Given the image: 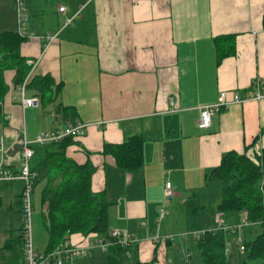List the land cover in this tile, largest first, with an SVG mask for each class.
<instances>
[{
    "label": "crops",
    "instance_id": "obj_1",
    "mask_svg": "<svg viewBox=\"0 0 264 264\" xmlns=\"http://www.w3.org/2000/svg\"><path fill=\"white\" fill-rule=\"evenodd\" d=\"M50 1L22 0L27 21L20 52L35 62L31 77L47 73L61 86L49 100L26 88L25 96L36 95L39 105L24 107L12 83L14 70L4 71L8 91L0 110V164L18 169L23 135L32 139L67 120L86 123L65 154L94 167L91 189L103 191L112 203L108 231L133 234L138 261L174 264L176 250L187 242L174 238L186 235L190 209L197 216L213 200L204 230H217L218 219L236 224L241 215L229 221L233 213L216 209L220 194L211 188L217 183L205 175L226 152H247L261 137L264 98L221 107L208 128L200 129L197 121L199 107L215 102L219 91L244 95L256 78L264 85V0H65L57 15L46 9ZM14 7L13 1L0 0V32H17ZM228 33L236 34L235 52L218 63L213 38ZM48 34L55 35L51 42L44 38ZM132 135L143 138V164L129 172L103 147ZM33 148L38 157L33 155L32 168L44 157L43 146ZM165 181L172 183L171 198L164 197ZM22 188L20 179L0 181L1 216L21 221ZM44 208L34 223L47 234ZM2 235L0 247L12 237ZM82 237L72 233L64 240L81 243ZM42 245L35 248L46 250L47 235ZM97 253L102 252L77 264H90ZM190 261L187 253L185 262Z\"/></svg>",
    "mask_w": 264,
    "mask_h": 264
},
{
    "label": "trees",
    "instance_id": "obj_2",
    "mask_svg": "<svg viewBox=\"0 0 264 264\" xmlns=\"http://www.w3.org/2000/svg\"><path fill=\"white\" fill-rule=\"evenodd\" d=\"M23 39L16 31L0 32V110L8 91L4 71L14 70L12 83L15 86L20 85L31 71V64L20 52ZM235 40V33L220 34L213 38L218 63L222 58L234 54ZM60 86L61 83H54L53 77L47 73L33 77L30 74L26 84V88L35 90L43 100H49ZM61 108L72 109L71 106ZM261 131L263 146L261 155L257 156L258 164L253 162L246 152L230 150L205 175L208 182L219 180L222 183L216 209L228 214L245 210L251 222L262 218L264 208V125ZM72 139L66 137L44 146V157L32 168L36 172L34 189L42 183L41 202L45 207L48 227L45 251L52 250L68 234H108V208L112 203L105 198L103 191H92L94 167L89 162L78 164L66 156L65 147ZM127 139L120 144L105 143L103 152H109L119 168L133 172L143 164V138L140 135H132ZM225 239L226 235L220 230H205L204 234L195 240L200 257L199 264H227ZM22 245V228H19L18 233L0 247V264H24ZM243 245L247 258H264V232L257 234L251 241L243 240ZM133 247L135 245H111L105 252L107 264L155 263V259L146 263L138 261Z\"/></svg>",
    "mask_w": 264,
    "mask_h": 264
},
{
    "label": "built area",
    "instance_id": "obj_3",
    "mask_svg": "<svg viewBox=\"0 0 264 264\" xmlns=\"http://www.w3.org/2000/svg\"><path fill=\"white\" fill-rule=\"evenodd\" d=\"M17 12V33L20 36H25L24 24L27 21V15L23 6L22 0H12ZM60 11H64L65 7L60 6ZM79 11H77L78 14ZM75 14V15H77ZM71 18L65 20V24L71 22ZM46 41L51 42L55 35L48 34L44 36ZM30 64L35 62L30 61ZM31 73V71H30ZM30 73L26 78L17 86L19 90V96L22 106H38L39 98L36 95L25 96L26 84L30 77ZM264 98V85L256 78L252 81L250 89L246 91L244 95H240L238 91H229L223 89L219 91L217 100L213 103L205 104L199 107V117L197 125L200 129H205L212 123V117L221 107H228L232 103L242 102L248 99L260 100ZM87 124L80 121L67 120L63 126L56 128H44L39 130L32 139H28L23 135L19 139V167L17 170H11L5 168L0 164V181H11L20 179L23 181V188L20 195V214L22 221V234H23V257L24 264H77L78 261L84 257L91 255L95 251L106 252L108 248L118 243L122 246H128L134 243L135 236L131 233L124 232L120 229H111L107 235L98 233L81 234L83 242L74 243L69 240L61 241L50 251H38L33 243V229H32V213L33 202L32 194L34 191V184L36 179V172L31 167V159L34 155V145L46 146L52 142H58L66 137L76 138L85 132ZM263 146V140L259 137L254 143L253 147L246 152V155L256 164H258L257 156L261 155ZM260 189L263 193L262 185ZM163 194L165 198H171L174 195L173 186L170 181H165ZM264 205V195L262 198ZM264 207V206H263ZM161 214H164L163 208L160 209ZM242 217L236 224H226L222 220L218 219L217 230L222 231L226 238L227 236H234L236 246L239 249L244 250L243 239L238 235L239 229L249 224H259L264 227V208L263 216L261 219L255 222H251L247 218V212L245 210L240 211ZM205 230H198L191 234L194 239H199ZM163 239L172 238V235L163 236ZM158 239V237H156ZM227 247L224 252L226 253Z\"/></svg>",
    "mask_w": 264,
    "mask_h": 264
},
{
    "label": "rangeland",
    "instance_id": "obj_4",
    "mask_svg": "<svg viewBox=\"0 0 264 264\" xmlns=\"http://www.w3.org/2000/svg\"><path fill=\"white\" fill-rule=\"evenodd\" d=\"M12 1V0H11ZM55 3V4H54ZM67 4L65 0H52L46 5V9L51 12L52 15H57V12L59 13L58 7L59 4ZM14 17L16 19V24H17V12L14 7ZM40 151V149H39ZM38 157L37 154L34 155V159ZM42 160V159H40ZM33 162V161H32ZM38 162V161H37ZM215 183L214 186H212L211 190L213 188L215 189L216 194H220L221 192V181L219 180H214ZM32 202H33V213H32V218H33V243L34 246L37 247L38 249L43 248V240L45 238L46 231L42 230L40 227L36 229L35 223H34V217L37 214L42 213V206L43 203L41 202V188L39 185L36 186L35 190L33 191L32 194ZM205 209L204 213H199V215L195 216L192 214L193 209H190L189 213H187V231H184L186 235H178L180 237H175L173 235V238L175 241H182L186 240L187 242L185 243V246L181 247L180 249L176 250L178 253V257L175 258L174 264H186L185 258L186 254L189 253L191 255V261L190 264H196L200 262L199 260V252L197 251L196 244L194 242V239H188L187 237L190 236L191 234L195 231L198 230H203L202 226L205 223L206 215L213 209V200L208 201L204 203ZM194 205L192 206V208ZM239 212H235L232 214L230 217L229 221L233 220L234 218H237ZM242 215H240L239 220L241 219ZM19 228H22V221H20L19 218H17L15 215L13 217H7L4 216V213H2V216L0 215V236H3V234H6V237L8 238L9 236H15L17 234V230ZM36 231H38V234H36ZM6 232V233H5ZM264 232V227L259 225V224H249L241 229H239L238 235L243 239V240H249L251 241L254 239L257 234ZM180 238V239H179ZM225 247H227V251L225 253L226 256V262L227 264H264V258H254L250 259L247 258V253L245 250L239 249V247L236 246V241L234 236H227L225 239ZM186 249V252L184 251ZM88 260V259H87ZM86 260V261H87ZM132 260V259H131ZM88 262V261H87ZM85 262V263H87ZM84 264V263H83ZM90 264H107V259L105 256V252H102L100 254H93L92 258L90 259Z\"/></svg>",
    "mask_w": 264,
    "mask_h": 264
},
{
    "label": "bare ground",
    "instance_id": "obj_5",
    "mask_svg": "<svg viewBox=\"0 0 264 264\" xmlns=\"http://www.w3.org/2000/svg\"><path fill=\"white\" fill-rule=\"evenodd\" d=\"M257 41V40H256ZM128 140V139H127ZM120 144V143H119ZM117 150V149H116ZM109 153V152H108ZM21 244V243H20Z\"/></svg>",
    "mask_w": 264,
    "mask_h": 264
}]
</instances>
